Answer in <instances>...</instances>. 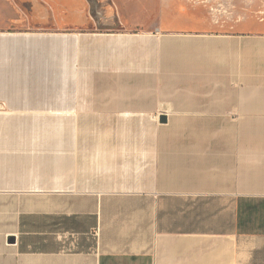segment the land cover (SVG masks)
Listing matches in <instances>:
<instances>
[{"label":"crops","instance_id":"0c3cea01","mask_svg":"<svg viewBox=\"0 0 264 264\" xmlns=\"http://www.w3.org/2000/svg\"><path fill=\"white\" fill-rule=\"evenodd\" d=\"M103 1L0 27V264H264V19Z\"/></svg>","mask_w":264,"mask_h":264},{"label":"rangeland","instance_id":"374dc122","mask_svg":"<svg viewBox=\"0 0 264 264\" xmlns=\"http://www.w3.org/2000/svg\"><path fill=\"white\" fill-rule=\"evenodd\" d=\"M88 1L91 4V14L94 18L104 15L98 12L102 11V7L106 4V1ZM165 1L170 2L175 13L183 11L185 15L205 19L208 26L204 28H209L214 32L232 31L241 22L246 23V28L254 29L255 24L264 19V0H119L118 3H123V6L129 8L125 11L127 12L126 15L133 17L135 14L130 10V7H133L135 3L141 4L144 2L145 4L150 2L155 13H157ZM29 3V0H0V27L3 26L6 16L15 18L16 16L14 15L18 14L19 17L23 18L36 15L33 12L32 4ZM111 4L114 5L112 0ZM114 28L120 29L122 26L118 24Z\"/></svg>","mask_w":264,"mask_h":264}]
</instances>
